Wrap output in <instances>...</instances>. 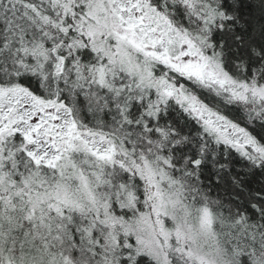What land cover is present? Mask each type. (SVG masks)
Instances as JSON below:
<instances>
[{
  "label": "snow or ice",
  "instance_id": "6c2138e0",
  "mask_svg": "<svg viewBox=\"0 0 264 264\" xmlns=\"http://www.w3.org/2000/svg\"><path fill=\"white\" fill-rule=\"evenodd\" d=\"M0 264H264V0H0Z\"/></svg>",
  "mask_w": 264,
  "mask_h": 264
}]
</instances>
